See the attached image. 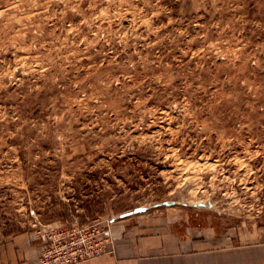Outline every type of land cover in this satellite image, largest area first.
Masks as SVG:
<instances>
[{"label":"rangeland","instance_id":"374dc122","mask_svg":"<svg viewBox=\"0 0 264 264\" xmlns=\"http://www.w3.org/2000/svg\"><path fill=\"white\" fill-rule=\"evenodd\" d=\"M90 227L264 264V0H0V248Z\"/></svg>","mask_w":264,"mask_h":264},{"label":"crops","instance_id":"0c3cea01","mask_svg":"<svg viewBox=\"0 0 264 264\" xmlns=\"http://www.w3.org/2000/svg\"><path fill=\"white\" fill-rule=\"evenodd\" d=\"M127 241V245L117 248V251L80 264H236L232 253H238L236 250L239 249L216 251L199 247L197 240L182 237L163 242ZM39 243L31 246L21 240H10L0 248V264H38Z\"/></svg>","mask_w":264,"mask_h":264},{"label":"built area","instance_id":"2783aa9c","mask_svg":"<svg viewBox=\"0 0 264 264\" xmlns=\"http://www.w3.org/2000/svg\"><path fill=\"white\" fill-rule=\"evenodd\" d=\"M83 231L80 240L64 241L58 244L59 239L52 240L51 248L44 250L40 256V264H80L87 260L110 254L113 252V240L107 233V229L90 227ZM82 232V230H79ZM106 235V238L105 236ZM64 236L61 237L63 239Z\"/></svg>","mask_w":264,"mask_h":264},{"label":"water","instance_id":"95a60500","mask_svg":"<svg viewBox=\"0 0 264 264\" xmlns=\"http://www.w3.org/2000/svg\"><path fill=\"white\" fill-rule=\"evenodd\" d=\"M175 204V202H163L162 203V205L163 206H166V207H168V206H172V205H174ZM159 205H157L156 207H158ZM192 207H200V206H206L204 203H201V204H196V205H191ZM207 206L209 207V208H212V205L209 203V204H207ZM148 210V208H146V207H138V208H135L134 210H132V211H130V212H128V213H126V214H122L121 216H120V218L121 219H123V218H125V217H127V216H130V215H136V214H141V213H145L146 211Z\"/></svg>","mask_w":264,"mask_h":264}]
</instances>
